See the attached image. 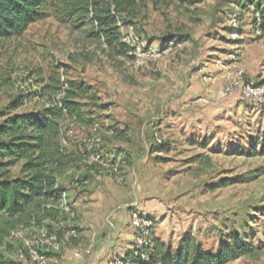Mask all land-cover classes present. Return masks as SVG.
<instances>
[{"label": "rangeland", "instance_id": "374dc122", "mask_svg": "<svg viewBox=\"0 0 264 264\" xmlns=\"http://www.w3.org/2000/svg\"><path fill=\"white\" fill-rule=\"evenodd\" d=\"M257 12L264 16V0H148L131 26L118 24L122 36L132 34L142 46L163 52L140 68L105 48L89 16L64 14L55 5L22 35L0 39V111L21 96L50 93L53 85L56 101L75 90L84 116L78 125L63 124L65 132L73 130L70 148L87 150L97 124L103 154L125 161L124 183L111 182L120 193L111 208L133 205L130 216L150 214L154 254L144 264H168L167 255L183 260L187 242L217 255L234 239L252 251L225 264H264V157L257 155L264 105L241 100L237 90L220 95L238 70L264 85V29ZM194 85L202 89L189 106L196 115L170 111V100L165 109L164 95L174 99ZM44 105L46 100L33 97L17 113ZM118 132L124 141H117ZM70 229L78 233L71 245L88 247L77 223L60 236ZM27 236L17 234L22 243ZM71 245L48 254L49 264L71 252Z\"/></svg>", "mask_w": 264, "mask_h": 264}, {"label": "trees", "instance_id": "16d2710c", "mask_svg": "<svg viewBox=\"0 0 264 264\" xmlns=\"http://www.w3.org/2000/svg\"><path fill=\"white\" fill-rule=\"evenodd\" d=\"M146 1L0 0V39L22 35L29 26L45 19L49 6L55 5L64 14L82 13L89 16L105 48L132 59L129 47L122 41L119 25L131 26ZM150 1L157 3V0ZM257 15L258 27L264 29L262 12H257ZM57 90L58 86L53 85L50 93L21 96L0 111V264H16L14 258H19L20 253L25 255L22 260L27 259L18 233L41 228L49 233L59 230L56 233L58 236L64 232V229H55L50 224L58 219L66 221L68 216L64 212H52L49 209L60 200L64 192L59 179L66 178L76 189L92 183L75 185L74 176L82 170L79 169L81 164L83 166L86 149H71L67 142V132L63 130L65 120L77 125L83 120L84 112L78 102L81 96L70 89L56 101L54 95ZM33 97L46 100L47 105L18 114L17 111L24 108ZM111 133L114 135V130ZM122 135L118 132L117 141L121 140ZM258 146L260 150L257 155L264 157V136ZM252 151V155H255V150ZM92 178L89 171L83 169L81 180ZM153 245L152 239L145 260L136 259L133 263L144 264L149 260L154 254ZM251 251V248L243 246L237 239L223 243L217 255L205 253L198 245L187 242L183 260L177 255L174 261L167 255V261L168 264H225Z\"/></svg>", "mask_w": 264, "mask_h": 264}, {"label": "built area", "instance_id": "2783aa9c", "mask_svg": "<svg viewBox=\"0 0 264 264\" xmlns=\"http://www.w3.org/2000/svg\"><path fill=\"white\" fill-rule=\"evenodd\" d=\"M258 21V15H256ZM230 26L236 31L237 21L232 19ZM236 37V33L231 34ZM125 43L132 56V66L140 68L147 62L157 61L161 58L162 53L152 47L142 46L141 42L132 34L123 36ZM239 91L240 99L254 103L255 105H264V85L257 86L254 82L246 78V74L242 70L235 73L233 81L228 82L221 90L220 95L225 96L235 91ZM111 133V132H109ZM112 134V133H111ZM67 136H73V130L68 129ZM87 150L83 156V168L87 169L93 176L92 179L82 181L81 176L83 169L74 176L75 185H89L91 182L110 181L116 184L124 183V175L122 172L124 162L120 158L106 157L101 147L104 145V137L101 133L99 125H94L90 130V136L85 141ZM60 207L71 219L75 218V213L65 201L64 196L61 198ZM130 228L132 230V245L129 253L125 255H113L109 264H134L136 259L145 260L146 254L152 246L153 239V221L138 212H133L130 216ZM28 236L23 240V247L27 259L32 264H49L48 254H57L67 244H72L78 239V233L75 229L68 230L64 235L58 236L55 233H49L46 229L27 230ZM18 234H23L20 232ZM91 247H83L80 245H71V254L74 257L89 256ZM24 253H20L19 259H24Z\"/></svg>", "mask_w": 264, "mask_h": 264}, {"label": "crops", "instance_id": "0c3cea01", "mask_svg": "<svg viewBox=\"0 0 264 264\" xmlns=\"http://www.w3.org/2000/svg\"><path fill=\"white\" fill-rule=\"evenodd\" d=\"M201 92L202 89L194 85L191 89L177 94L174 99H169L167 95H164V98H166L164 100L165 109L168 108L170 100V111L176 109L184 112L185 116H189L187 114L190 112H192V115H196V109H189V106L194 105L193 99H198ZM121 141H124L123 135L119 142ZM59 183L64 190L61 198L64 196L67 205L75 213L77 221L75 222V218L71 219L65 214L67 216L66 221L62 222L58 219L57 222L50 224H53L55 229H66L71 224L77 223L82 230V237L87 238L86 241L83 239L82 241L87 246H93L94 251L89 256L74 257L69 250H64L60 257L53 258L54 264H105L107 257L111 255L129 253L133 232L130 228L128 208L133 205L128 206L126 211H112L111 204L116 200V195L120 194L116 187L111 182L104 181L103 183H97V185L92 182L89 186L76 189L70 185L69 180L66 178L59 179ZM87 197H89V201L86 200ZM60 200L49 207L52 212L63 213ZM141 214L150 215L148 212Z\"/></svg>", "mask_w": 264, "mask_h": 264}]
</instances>
